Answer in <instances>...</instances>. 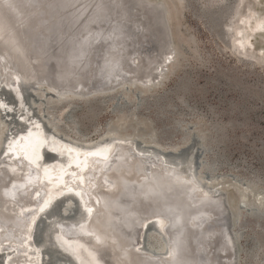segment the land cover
Returning <instances> with one entry per match:
<instances>
[{
    "label": "bare ground",
    "instance_id": "1",
    "mask_svg": "<svg viewBox=\"0 0 264 264\" xmlns=\"http://www.w3.org/2000/svg\"><path fill=\"white\" fill-rule=\"evenodd\" d=\"M240 1H235V8ZM56 2L58 1L36 0V3L31 4L28 0H0V63H3L1 59L5 54L22 61V66L14 69L6 63L0 64V81L3 83V89L10 92L12 102H17L18 109L13 110L21 113L20 120H15L22 125L23 130L4 139L0 148V263L45 264L40 257L39 247H48L47 242H51V245L63 255V257L56 255L53 264H71L69 259L72 256L77 258L79 264H106L92 242L84 236L69 234L74 231H90L89 224H92V220L95 221L102 210L104 213L102 222L107 224L106 227L110 223L112 228L125 232L127 238L128 235L132 236L129 244L136 253L149 259L169 261L170 235L166 231V226L170 221L165 220L161 214L166 206L155 205L157 208L152 211L153 207L148 203L150 208H140L141 216L134 220L127 230H123L121 220L131 192L140 186H144V189L153 188L158 194L165 193L166 197L179 204L184 210L187 222L202 219L206 212L217 209L220 200L224 199L223 195L209 189L201 182L191 167V157L184 164L173 163L172 159L165 158L166 155L163 157V153L161 155L155 151H148L142 146L143 149H138L134 146L136 142L133 143L132 139L127 138L111 137L94 143L65 141L52 131L47 132L37 120L31 121L27 113V117L25 116L23 108L25 104L19 94L22 95L20 92L22 85L29 87L32 83L36 86L44 85L37 82L47 70L52 74L53 68H50L48 63L50 59L57 60L58 72L61 71L60 73L66 75L69 82L74 83L82 77L81 66L84 64L86 69L82 71L83 74L90 79L87 81H92L93 88L97 87L93 91H85V94L110 90L128 80H151L170 49V36L169 43L158 51L155 49L157 42L153 41L149 33L145 38L146 35L141 31L142 22L138 21L139 16L132 17L134 15L131 16L126 8L121 19L116 22H111L110 19L116 18L120 10L119 6L111 9L110 12L114 15L111 18L103 19L101 13V23L84 26L88 20L98 14L99 3L108 8L111 0L102 2L78 0L75 4H73L75 0H71L69 4L73 5L66 9H61ZM159 8L162 9L165 18L164 7L159 5ZM81 13H83L81 18L75 21V17ZM157 14L159 12L156 10L149 11V16L154 20ZM233 21L231 15L227 27H230ZM253 27L257 29L262 27V24L255 22ZM84 31L86 32L83 33ZM53 41L55 44L52 43L54 45L51 47L50 42ZM79 56L82 57L75 60ZM117 57L125 60L122 65L119 61L114 65L110 62ZM143 61L149 62L145 72ZM118 63L116 68L115 65ZM32 67L36 68L33 70ZM134 69H138L136 77H133ZM110 70L114 75L118 70L126 78H116L110 84L109 81L111 82L112 79H103L104 76H108ZM101 84L107 86L98 87ZM52 90L55 95L62 94L54 88ZM15 95L18 100L14 98ZM65 100L69 102L66 98L55 102ZM4 104L0 100V110L5 106ZM9 106L2 109L6 110ZM8 114L9 112L6 111V115ZM41 147L42 153H40ZM45 151L50 155L56 154L59 158L46 160L43 153ZM127 156L131 160V168L137 173L132 170L129 173L124 169ZM149 166L152 171L148 184L149 180L144 174ZM171 170H177L180 179L166 177L167 172ZM115 184H119L118 189ZM65 196L77 207L75 217L61 216L59 217L61 219L55 218L48 222L45 230L54 228L53 231L49 233L46 231L43 240L36 244L34 239L31 240L36 224L58 199ZM255 200L264 206L263 195H257ZM241 203L245 205L244 202ZM222 204L226 206L224 200ZM66 209L68 210L69 207ZM38 218L40 220L37 221ZM148 221L153 230L160 234L157 236H161L163 244L160 241L157 248L165 250L164 253L152 254L154 250L139 246L143 225ZM209 227H205L204 231L197 235L200 243H203L205 259L210 262L214 257L212 264L224 263L228 258L232 260L230 252L226 254L217 251L224 247L228 248V242L232 241L228 212L224 219L210 221ZM215 230H218V233L214 234ZM53 238L59 242L61 248ZM198 248V253H202L200 246ZM104 249L108 251V247ZM225 255H228L227 259L222 258ZM180 260L187 259L180 258ZM114 263L122 264L119 260H115Z\"/></svg>",
    "mask_w": 264,
    "mask_h": 264
},
{
    "label": "rangeland",
    "instance_id": "2",
    "mask_svg": "<svg viewBox=\"0 0 264 264\" xmlns=\"http://www.w3.org/2000/svg\"><path fill=\"white\" fill-rule=\"evenodd\" d=\"M235 1L144 0L148 7H164L170 36V49L151 80H128L85 95L57 94L56 100L46 85L20 91L25 116L65 141L127 138L138 149L158 147L163 157L172 152L165 158L173 163L191 157L201 182L223 195L232 264H264V206L255 200L264 196V0H241L236 8ZM255 22L262 27L255 29ZM65 98L69 102H55ZM0 100L10 105L0 110L1 148L23 130L15 120L21 112L13 110L18 108L1 81ZM76 211L67 196L58 199L37 219L31 240L40 243L54 229L45 230L48 222L73 218ZM142 231L139 246L165 252L157 248L163 242L151 224ZM47 244L39 247L40 257L53 264L63 255Z\"/></svg>",
    "mask_w": 264,
    "mask_h": 264
},
{
    "label": "water",
    "instance_id": "3",
    "mask_svg": "<svg viewBox=\"0 0 264 264\" xmlns=\"http://www.w3.org/2000/svg\"><path fill=\"white\" fill-rule=\"evenodd\" d=\"M57 1L58 2H56V3H58L59 7L61 6L60 7L61 9H66V8L70 7V5L77 3L78 0H75V2L73 4H69L71 2V0H57ZM102 1L103 0H100V2H102ZM28 2H30L31 4H34V3H36V0H28ZM145 3L146 2H144V0H111L110 4H108V8L103 6V4L101 5L99 3L98 14L94 15V17L92 19L88 20V22L84 26L89 27L90 25L94 26V25L101 23L102 22V16H100V15H102V14H103V19H105L107 17L111 18L113 15V13L110 12L111 9H115L116 6H119L121 12L119 10L116 18L115 19L113 18L112 20L110 19L111 22H116L119 19H121V17L125 13L124 8H126V9H128V12L131 13V16L134 15L132 17H135V15L139 16L138 21L142 22L141 23V25H142L141 31L144 33V35H146L145 38L147 37V34L149 33V36L153 39V41L155 40L157 42L158 45L156 46L155 49L159 51V48H165V46L169 43V34H168L166 23H165L164 13H163L162 9L159 8V6H149L150 7L149 8L147 6V4L145 5ZM112 5H113V8H111ZM107 9H108V12H107ZM148 10L149 11L156 10L159 12V14H157L155 20L152 19L151 16H149ZM82 14L83 13L78 14L75 17V21H78L81 18ZM85 32L86 31H84L83 33H85ZM137 42H139V41H137ZM50 43H51V47H53V45L55 44L54 41L50 42ZM52 43H54V44H52ZM80 57H82V56H79L75 60H78ZM55 58H57V57L55 56ZM1 60L3 61V63H6L7 65H9L10 68H12V69L22 66V61L20 59H17V58H15L9 54H5ZM118 61L122 65V63L125 60L122 58H118V57L114 61L110 60V62L113 65H114V63H116ZM3 63H0V64L2 65ZM48 63H50V68H53L52 74H50L51 71L49 72L47 70V73L43 77L38 78V82H37L38 84H44V85L48 86L49 88L50 87L54 88L55 90H57L59 93H62V94L79 93L81 95H85V91H93L97 88V87L93 88L94 84L91 83L92 81L91 82L87 81L90 79L85 77V75L83 74L82 71H84V69H86V66L84 64H82V66H81V68L83 70L81 71L80 76H82V77H80V78L78 77L79 79L76 80V82L74 83V82H69V80L67 79V76L64 75L63 73H60L61 71L58 72L59 71V69H58L59 63L57 60L50 59L48 61ZM119 63L117 65H115L116 68L118 67ZM29 64H31V63L29 62ZM143 64L145 65L144 66V72H145L146 66H148L149 62L145 63V61H143ZM5 68H6V66H5ZM35 68L36 67H32L33 70ZM112 70L109 71L108 76H104V78H103V79L108 78V80L112 79L111 82L109 81L110 84L113 83L116 80V78H118V79H125L126 78V76L125 75L122 76L118 70H117L118 73L114 75ZM133 71H134L133 77H136L135 75H137L138 69L137 70L134 69ZM20 73L22 74V72H20ZM109 83H108V85H109ZM30 86L33 88H37V86L34 85V83H32V85H30ZM90 86L93 88L92 90H89L91 88ZM104 86H107V85L106 84H101L100 86L98 85V87H104ZM43 91H44V89H43ZM47 94L54 99L56 98V95L51 91L47 92ZM19 97L21 98L20 94H19ZM14 98L16 100H18L16 95ZM16 104H17V102H15V106H16ZM44 127H46V125H44ZM152 149H153V151H155L157 153H161L160 150L157 148L153 147ZM41 150H42V147L40 148V153H42ZM43 153H44L46 160L59 158L56 154H52V153H51V155L47 154V151H45ZM170 153H172V152H169V154H166V156L170 155ZM130 162H131V160H130L129 156H127L126 157V165H123L124 169L126 171H128L129 173L131 172V170L137 173V171H135L133 168H131ZM151 171H152V168H151V166H149V169L147 168L145 170V174H144L145 178H147L149 180V181H147L148 184L150 183V180H151L150 179L151 178V176H150ZM167 173H168V176H166V177H170V178L176 177V178L180 179V173L177 170H171ZM132 175H134V174H132ZM118 185L115 184L114 186L118 189ZM143 187L144 186H140V188L134 189V191L131 192V194H130V199L125 205V209L123 211V217L121 220L123 222V226H124L123 230H125V229L127 230L128 228H130L131 225L133 224L134 220L138 219L139 216H141V213L139 212L140 208L149 209L150 206L152 205V207H153L152 211H155L156 210L155 208H157L155 205L158 206V204L159 205L161 204V206H166L164 208L165 210L161 214L165 220L170 221V224L168 226H166V231L168 232V235H170L169 246L171 248V259L169 261L163 260V259H160V260L149 259V258H145L142 255L136 253L133 249L130 248V244H129L130 239L132 240V236L128 235V238H127L125 232L123 233V232L117 231V229H114L110 226V223H108V227H106L107 224L102 222V220L104 218L103 210L98 215V217H96L95 221L92 220V224H89L88 229H90V231H80V232L74 231L73 233H69V234L84 236L90 242H92L93 247L96 249V251L99 253V255H102L103 260L106 262V264H115L114 263L115 260H119L122 264H175V262H179L178 264H212V263H214L212 261V260H214V257H213V259H211L212 262L211 261L208 262L205 259L206 258L205 254H204L205 250H202L203 249V243H200V241L197 238V235H199L202 231H204L205 227H209L210 221L216 222L217 220L224 219L226 217V206H224V204H222L223 200L222 199L220 200V206H218L217 209H212V210L206 212L205 216L202 219H199V220L194 219V220H191L190 222H187L186 221V213L183 212L184 210H182V208L179 206V204L175 203L174 201L172 202L170 198L165 196V193L158 194V192L155 191L152 187H151L152 189L146 188L147 190L144 189ZM193 197H194V195H193ZM148 203L150 204V206L148 205ZM148 223H149V221L143 225V229L146 227V225ZM223 226H225V225H223ZM194 229H195V231H194ZM194 232H196V233H194ZM215 233H218V230H215L214 234ZM191 234H192V236H191ZM54 241L61 248V246L58 244L59 242H57L55 239H54ZM228 245H229L228 248L224 247L223 249H218L217 250L218 253L228 254V252L230 251V243L229 242H228ZM199 246L202 250V253H200V252L198 253V249H199L198 247ZM105 247H108V251H107V249H104ZM187 248L189 250H186ZM62 249H63V247H62ZM64 251H66V250H64ZM156 252L157 251H153L152 254H154ZM188 253H189V255H188ZM104 254H105V256H104ZM227 256L228 255H225V257L223 256L222 258L227 259L228 258ZM180 258H185L187 260H180L179 261ZM69 260L71 261V264H79V262L77 261V258H75L74 256H72V258H70ZM3 264H4V262H3ZM219 264H232V260H230V258H228L224 263L220 262Z\"/></svg>",
    "mask_w": 264,
    "mask_h": 264
}]
</instances>
